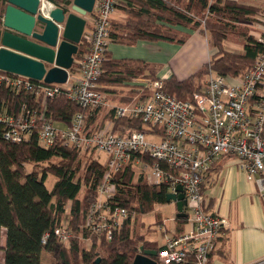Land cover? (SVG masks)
Wrapping results in <instances>:
<instances>
[{
	"label": "built area",
	"instance_id": "1",
	"mask_svg": "<svg viewBox=\"0 0 264 264\" xmlns=\"http://www.w3.org/2000/svg\"><path fill=\"white\" fill-rule=\"evenodd\" d=\"M121 1L94 0L92 13L84 17V53L74 59L65 84L46 85L2 72L6 75L0 76V83L29 92L35 105L40 106L37 111L22 104L15 116L0 113V123L5 125L3 139L19 144L36 132L41 148L60 142L79 153L99 151L105 156L106 170L97 193L106 198L100 201L99 197L89 207L84 227L97 237L110 240L124 220L135 217L124 208L107 207L115 192L112 177L125 166L137 169L149 185H165L167 193L177 195L176 188L181 187L189 228L179 235L165 236L154 259L157 264L191 260L192 264H209L228 227L226 218L205 209L203 189L211 187L220 162L225 158L235 160L246 179L264 196V0H250L259 5V12L252 20L242 22L258 31L256 39L263 45L249 69L233 78L210 71L186 100L164 93V78L136 80L144 83L150 95L145 100L111 107L97 82L107 60L113 16ZM60 95L84 111L76 113L68 126H59L45 115L47 101ZM101 109L113 111L116 119L139 121L141 129L123 136L111 133L109 127L86 132V116ZM54 234L61 244L69 246L71 230L61 226Z\"/></svg>",
	"mask_w": 264,
	"mask_h": 264
},
{
	"label": "trees",
	"instance_id": "2",
	"mask_svg": "<svg viewBox=\"0 0 264 264\" xmlns=\"http://www.w3.org/2000/svg\"><path fill=\"white\" fill-rule=\"evenodd\" d=\"M46 1L65 12L70 11L71 0ZM5 6V0H0V24ZM118 10L125 14L126 19L122 23H111L110 40L117 44L134 45L146 41L183 45L189 37L183 30L199 31L209 36V44L216 53L208 63L185 80L179 81L171 76L162 81V91L180 100L189 99L197 90L195 82L202 83L210 71L224 77H236L249 69L257 53L263 51V45L249 34L247 26L242 25L243 21L257 15L258 8L240 0H122ZM228 36L243 43L242 52L225 49L224 42ZM83 53L84 42L81 41L74 59L78 60ZM157 70L141 60L112 59L107 52V60L102 65V74L97 83L105 94L119 87H129L130 100L134 95H138L137 100H145L150 90L143 83L135 81H157ZM1 75L6 74L0 71ZM126 97L123 98L125 103L128 101ZM35 101L29 92L0 83V113L15 116L19 114L22 104L38 111L40 106L35 105ZM99 111L86 116V132L103 128L104 123L97 125L94 120ZM45 112L48 120L68 126L76 113L84 111L60 95L47 101ZM105 118L111 124V133L119 136L141 129L139 121L116 119L113 111H107ZM4 130L5 125L0 123V264H41L44 252L53 256L54 264H132L140 246L144 250L158 251L156 242L145 240L143 235L137 237L132 234L133 219L129 217L110 240L100 237L98 246L93 237L91 249H83L78 232H81L80 227L89 207L97 199V188L106 170L104 165L93 158L92 153L82 157L79 152L60 142L48 149L41 148L36 132L27 142L16 144L5 141ZM144 159L151 162L147 157ZM27 166H31L30 171ZM218 170L219 166L214 172ZM50 176L55 182L48 189L46 180ZM112 183L115 192L107 201V207L111 210L124 208L129 215L135 214L134 219L150 213L157 204H166V186L149 185L136 178L129 165L113 175ZM83 185L85 192L81 198L79 195ZM68 203V225L75 236L69 247L65 248L55 237L54 231L65 220ZM209 207L210 202L205 209ZM176 221L177 231L181 233L186 219L176 217ZM157 222L162 224L159 219ZM46 234L48 236L43 242ZM2 235L4 245L1 244ZM84 236L85 239L89 237L85 233ZM226 238L224 230L220 243L226 242ZM218 247L211 253L209 264H212L215 254H221ZM192 263L191 260L185 264Z\"/></svg>",
	"mask_w": 264,
	"mask_h": 264
},
{
	"label": "crops",
	"instance_id": "3",
	"mask_svg": "<svg viewBox=\"0 0 264 264\" xmlns=\"http://www.w3.org/2000/svg\"><path fill=\"white\" fill-rule=\"evenodd\" d=\"M240 1L260 8L254 1ZM44 4L49 6L45 2ZM48 8H54V6L50 5ZM113 17L112 22L118 23L126 19L124 13L119 11ZM183 31L189 34L183 45L139 41L134 45L125 46L111 42L108 52L112 59L141 60L155 66L158 69L156 74L158 78L168 79L174 76L182 81L197 73L216 53V50L208 43L207 37L199 31ZM249 34L257 38L259 33L256 29L249 28ZM230 39V43L227 41L229 45L227 47L224 45L225 49L230 52H242L243 43L234 37L226 38V40ZM236 45H239L238 50H235ZM129 92V87H119L113 92L106 93L109 106L114 107L125 103L123 98L126 96L127 103L137 100L138 95H134L130 100ZM107 111V109H101L94 120L97 125L104 123L103 127L110 128L111 124L105 118ZM218 166L219 170L215 173L212 186L204 191L206 207L210 202L208 211L226 218L228 227L226 242L218 245L221 254L213 256L212 264H264V196L259 195L256 186L246 179L245 174L239 170L236 161L232 158L223 159ZM171 204L174 206L175 213L174 226L168 228L163 220L162 223L166 226L163 238L167 235H179L189 228L186 220L182 232L178 233L177 210L175 204Z\"/></svg>",
	"mask_w": 264,
	"mask_h": 264
},
{
	"label": "water",
	"instance_id": "4",
	"mask_svg": "<svg viewBox=\"0 0 264 264\" xmlns=\"http://www.w3.org/2000/svg\"><path fill=\"white\" fill-rule=\"evenodd\" d=\"M43 0H5L0 24V71L46 85L65 84L77 54L94 0H71L70 11L60 7L42 11ZM167 193L177 218H185L181 187ZM157 252L139 247L132 264H157Z\"/></svg>",
	"mask_w": 264,
	"mask_h": 264
},
{
	"label": "rangeland",
	"instance_id": "5",
	"mask_svg": "<svg viewBox=\"0 0 264 264\" xmlns=\"http://www.w3.org/2000/svg\"><path fill=\"white\" fill-rule=\"evenodd\" d=\"M44 2L47 4V5H51L50 3H48L46 0H44ZM48 6V7H49ZM52 6V5H51ZM119 11V10H118ZM119 12H121V11H119ZM125 15V14H124ZM204 15H205V13H204ZM207 15V14H206ZM114 18V17H113ZM125 18H126V16H125ZM204 20V19H203ZM252 20V19H251ZM125 21V20H124ZM204 36H206L207 37V39H208V43H209V36L208 35H204ZM229 37H232V36H229ZM227 41H229V43L231 42V39L230 40H226L225 41V46L227 47V45H229L228 44V42ZM240 43V42H239ZM118 45H120V44H118ZM126 46V45H125ZM118 47H122V46H118ZM239 49V45H236L235 46V50H238ZM205 79V78H204ZM203 79V80H204ZM197 85H199L198 84V82L196 81L195 82V89H199L200 87L199 86H197ZM90 153H92L91 154V156L93 157V158H95V159H98L102 164H104V161H105V156L101 153V152H97V151H93V152H90ZM90 153H79V155L80 156H82V157H86V156H88ZM27 168V170L28 171H30V169H31V166H27L26 167ZM134 172H135V175H136V178H140V175H139V172H138V170L137 169H135L134 170ZM113 178V177H112ZM141 179V178H140ZM54 182H55V179L53 178V177H48L47 178V180H46V187L48 188V189H51L52 187H53V184H54ZM84 192H85V186L83 185V187H82V190H81V193H80V195H79V197H83V194H84ZM97 192H98V190H97ZM100 197V198H99ZM99 198V200L101 201V200H103V199H105L106 197H105V195H100L99 193H97V199ZM97 199H96V201H97ZM95 201V202H96ZM95 202H93V203H95ZM92 203V204H93ZM66 212H65V220L63 221V223H62V225L61 226H63V227H67L68 228V230H71L72 231V229L69 227V225H68V214H69V208H70V203H68L67 204V206H66ZM89 210H90V208H89ZM88 210V211H89ZM88 211H87V213H88ZM87 213H86V215H85V218H84V221H83V224L81 225V228H80V231L82 232H78V237H80L81 239H80V242H81V247L83 248V249H86V250H89V249H91V246H92V244H93V237L94 238H96V240H97V245L99 246V244H100V237H97L96 235H94V234H91L88 230H86V229H84V227H85V220H86V216H87ZM96 214H97V212H96ZM174 216H175V213H174V206H173V204H171V203H169V204H163V205H160V204H157V205H155L154 206V208H153V210L150 212V213H148V214H144V215H139L138 217H136L135 219H133V224H132V234L133 235H135V236H139V235H143L146 239H147V241H155L159 246L163 243L162 242V240L164 239L162 236H163V234L164 233H166L165 231H166V226L168 227V228H171V227H173L174 226V221H173V219H174ZM158 219L161 221V222H163V220L165 221V224H166V226H164V223H162L163 225L161 226V227H159V225L160 224H158ZM60 226V227H61ZM162 230H164L163 232H161ZM84 233L86 234V235H88L89 237H87L88 239H85V237L86 236H84ZM75 236V233H74V231H72V238ZM55 237L59 240V238L57 237V235H55ZM101 237H103V236H101ZM143 237V238H144ZM163 238V239H162ZM83 239H85V240H83ZM107 239V238H106ZM145 239V240H146ZM72 240V239H71ZM107 240H109V239H107ZM71 242V241H70ZM1 244L2 245H4V235H2V237H1ZM63 245V244H62ZM65 248H68L69 246H65V245H63ZM97 251L99 252V253H101L100 252V250L99 249H97ZM139 253V252H138ZM137 253V254H138ZM98 254V253H97ZM100 256H102L101 254H100ZM41 264H54V261H53V256L50 254V253H46V252H44L43 254H42V256H41Z\"/></svg>",
	"mask_w": 264,
	"mask_h": 264
},
{
	"label": "bare ground",
	"instance_id": "6",
	"mask_svg": "<svg viewBox=\"0 0 264 264\" xmlns=\"http://www.w3.org/2000/svg\"><path fill=\"white\" fill-rule=\"evenodd\" d=\"M46 8H48V7L44 4V1H42V6H41L42 11H45ZM99 129H100V128H99Z\"/></svg>",
	"mask_w": 264,
	"mask_h": 264
}]
</instances>
